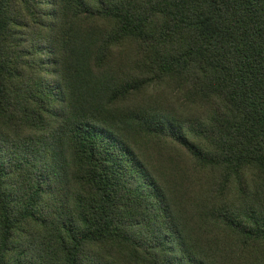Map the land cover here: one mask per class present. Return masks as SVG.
I'll use <instances>...</instances> for the list:
<instances>
[{
	"label": "trees",
	"instance_id": "1",
	"mask_svg": "<svg viewBox=\"0 0 264 264\" xmlns=\"http://www.w3.org/2000/svg\"><path fill=\"white\" fill-rule=\"evenodd\" d=\"M0 264H264V0H0Z\"/></svg>",
	"mask_w": 264,
	"mask_h": 264
}]
</instances>
